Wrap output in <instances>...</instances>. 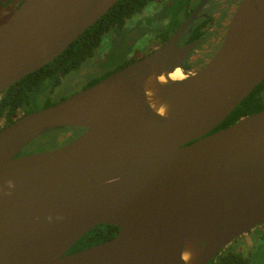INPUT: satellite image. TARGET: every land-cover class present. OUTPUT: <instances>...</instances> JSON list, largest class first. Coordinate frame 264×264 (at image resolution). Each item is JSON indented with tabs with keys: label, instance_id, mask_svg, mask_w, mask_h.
Segmentation results:
<instances>
[{
	"label": "water",
	"instance_id": "95a60500",
	"mask_svg": "<svg viewBox=\"0 0 264 264\" xmlns=\"http://www.w3.org/2000/svg\"><path fill=\"white\" fill-rule=\"evenodd\" d=\"M119 1L24 0L0 27V96ZM209 1L158 49L0 129V264H208L264 225V110L212 133L264 82V0L241 1L202 70L159 81L190 69L199 43H178ZM63 128L84 132L20 155ZM100 225L119 232L68 253Z\"/></svg>",
	"mask_w": 264,
	"mask_h": 264
},
{
	"label": "trees",
	"instance_id": "16d2710c",
	"mask_svg": "<svg viewBox=\"0 0 264 264\" xmlns=\"http://www.w3.org/2000/svg\"><path fill=\"white\" fill-rule=\"evenodd\" d=\"M201 1L202 0H175L171 9L172 20L169 23L167 32L169 34L174 32L182 22L181 20L190 16L193 6ZM151 2L152 0H120L106 15L98 20L93 26L88 28L82 36L73 42L59 57L34 73L27 75L6 90L0 96V120L4 119L3 126L5 127L14 122V120L19 117L18 111H22L24 114H29L37 111L39 108L45 109L68 98L67 96H59L57 92V90L63 85L66 77L70 73L81 69L88 60L95 57L96 51L101 45L104 36L108 35L112 30H124L127 21L130 20L134 14L141 12L144 6ZM22 3L23 0L16 4L15 10H17ZM203 27V25L197 27L196 31H194L193 40L201 39ZM168 37L167 33L162 35V42ZM132 62L127 63L125 66ZM122 68H124V66L115 71L109 72L100 80L90 82L86 88L95 85ZM263 93L264 82L261 83L218 128L212 131V133L235 124L243 117L263 110ZM42 94L45 96L43 97ZM40 96L43 97L42 102H38V97ZM55 96L59 97L56 102L51 100L52 97ZM76 129L80 134L84 131L79 128ZM42 137L38 139H42ZM32 144L25 147L20 155L36 153L31 151L32 148L30 149V145ZM118 232L119 229L116 226H97L82 237L68 253L72 254L80 252L109 241L115 238ZM261 238L264 240V234L261 235ZM253 258L252 253L248 255L243 251H231L229 248L221 252L208 264H253L255 263Z\"/></svg>",
	"mask_w": 264,
	"mask_h": 264
},
{
	"label": "rangeland",
	"instance_id": "374dc122",
	"mask_svg": "<svg viewBox=\"0 0 264 264\" xmlns=\"http://www.w3.org/2000/svg\"><path fill=\"white\" fill-rule=\"evenodd\" d=\"M21 0H0V27L14 14L16 4ZM242 0H211L206 7L209 17L204 21L206 30H203V41L197 53H194L196 64L207 65L219 51L225 39L229 24L238 9ZM175 0H156L157 4L163 5V11L155 18L145 17L141 23L134 28L128 27L124 30H112L104 36L96 55L88 60L81 69L70 73L63 85L57 90L59 95L70 97L84 90L94 80L104 78L109 72L115 71L132 61H136L151 53L160 46L162 35L167 33L168 26L172 20L171 9ZM14 5V6H13ZM195 6V5H194ZM142 12V11H141ZM139 12V13H141ZM138 14V13H137ZM168 19L165 27L157 25V21ZM146 21V23H145ZM146 33H150V39L137 47V41L141 40ZM205 65V66H206ZM47 87V86H46ZM44 97L45 95L42 94ZM43 97H38L42 102ZM59 97H52L54 102ZM39 107V106H38ZM40 110V108L38 109ZM4 125V119L0 120V126ZM80 132L76 128H63L47 133L42 139H36L30 145L33 152H43L60 148L75 140ZM264 233V226L257 228L251 236L245 235L236 241L231 247L232 250L243 251L245 254L252 253L253 264H264V241L261 235Z\"/></svg>",
	"mask_w": 264,
	"mask_h": 264
},
{
	"label": "flooded vegetation",
	"instance_id": "af4514ba",
	"mask_svg": "<svg viewBox=\"0 0 264 264\" xmlns=\"http://www.w3.org/2000/svg\"><path fill=\"white\" fill-rule=\"evenodd\" d=\"M24 1V0H23ZM203 1V0H202ZM201 1V2H202ZM211 1V0H210ZM210 1L205 5V7L198 13V19L193 23V25L191 26V27H189L188 29H186L185 30V33H184V35L181 37V39H180V41H179V43H178V45H179V47H184V46H186V45H189V44H193V43H196V42H198L199 44H198V46H197V48L191 53V55H190V57H189V59L187 60V61H185L184 62V68H190L188 71H183L182 70V73L183 74H185L187 77H189V76H192V75H194L195 73H197V72H199L200 70H202L204 67H205V65H201V64H196V58L194 59L193 57H194V53H197V51H198V49H199V47L201 46V44H202V41H203V35L204 34H202V36H201V39L200 40H193V38H194V31H196V29H197V27L199 26H201V25H203L204 27H203V29H202V31L203 30H206V27L207 26H205V23H204V21H207V18L209 19V17H208V15H207V13H206V7L208 6V4L210 3ZM201 2H199V3H196L195 4V6H193V10H192V12H191V14H190V16L198 9V7L200 6V4H201ZM189 16V17H190ZM189 17H187V18H185L184 20H181L182 22L180 23V25L185 21V20H187ZM180 25H179V27H180ZM178 27V28H179ZM177 28V29H178ZM176 29V30H177ZM175 30V31H176ZM190 30H191V32H190ZM174 31V32H175ZM174 32H172V33H170L169 34V37L164 41V42H162V40L160 39V46H158L156 49H158L159 47H161L171 36H172V34L174 33ZM156 49H154V50H156ZM59 94V93H58ZM60 96V95H59ZM262 96H263V98H264V93L262 94ZM264 110V109H263ZM262 111V110H261ZM260 112V111H259ZM255 114V113H254ZM23 115H25L22 111H18V116L19 117H17V119L18 118H20V117H22ZM16 120V119H15ZM14 120V121H15ZM1 127V129L4 127V126H0ZM219 127V126H218ZM217 127V128H218ZM215 130V129H214ZM213 130V131H214ZM84 132V131H83ZM82 132V133H83ZM81 133V134H82ZM80 134V135H81ZM79 135V136H80ZM78 136V137H79ZM264 226V225H263ZM262 227V226H261ZM260 227V228H261ZM257 228H259V227H257ZM256 228V229H257ZM256 229H254V230H252L251 232H249L248 234L251 236V233L252 232H254ZM248 234H246V235H248ZM264 234V233H263ZM262 234V235H263ZM245 236V235H244ZM243 237V236H242ZM242 237H240V238H238L237 240H235L233 243H231L225 250H227V249H229L230 248V250L231 251H234V250H232V245L236 242V241H238L239 239H241ZM261 238V237H260ZM261 240L262 241H264L262 238H261ZM224 250V251H225ZM235 251H237V250H235ZM223 252V251H222ZM239 252H241V251H239Z\"/></svg>",
	"mask_w": 264,
	"mask_h": 264
},
{
	"label": "clouds",
	"instance_id": "9594fccd",
	"mask_svg": "<svg viewBox=\"0 0 264 264\" xmlns=\"http://www.w3.org/2000/svg\"><path fill=\"white\" fill-rule=\"evenodd\" d=\"M162 11H163V5L157 4L156 0H152L151 3H149V4L144 6V8H143L141 13L134 14L130 18L127 26L134 28L138 23H141V21H143L145 17H147V18H155V17L159 16ZM145 23H146V21H145ZM156 23H157V25H161L162 24L163 26L166 27L168 25L169 21H168V19L165 18L163 20L157 21ZM148 39H150V33H146L141 40L137 41L136 46L140 47ZM157 112H158L159 115L163 116L164 113H165V109L163 107H161V108L157 109ZM9 185H10V187H15V184L13 182H11V181L9 182ZM190 255H191L190 250H186L183 253V259L186 262H189V264H190V260H189Z\"/></svg>",
	"mask_w": 264,
	"mask_h": 264
},
{
	"label": "bare ground",
	"instance_id": "6f19581e",
	"mask_svg": "<svg viewBox=\"0 0 264 264\" xmlns=\"http://www.w3.org/2000/svg\"><path fill=\"white\" fill-rule=\"evenodd\" d=\"M185 78H187V76L185 74L182 73L181 70H176L174 73L172 74H167L166 76H162L159 78V81L162 84H166L167 80L168 81H173V82H178V81H182ZM152 107L157 111V109L163 107L165 109V113H166V107L163 105H159L158 103H152ZM164 113V115H165ZM193 258V253H191L189 260L191 261V259ZM189 263V262H187Z\"/></svg>",
	"mask_w": 264,
	"mask_h": 264
}]
</instances>
